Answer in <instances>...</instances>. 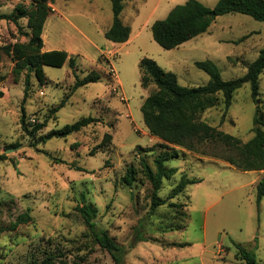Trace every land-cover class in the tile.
Here are the masks:
<instances>
[{
  "label": "rangeland",
  "instance_id": "1",
  "mask_svg": "<svg viewBox=\"0 0 264 264\" xmlns=\"http://www.w3.org/2000/svg\"><path fill=\"white\" fill-rule=\"evenodd\" d=\"M186 0H127L120 14L129 27V39L112 43L104 31L112 22L110 0H54L42 32L45 48L64 50L76 62L75 74L92 69L101 80L71 93L75 78L65 63L43 66L46 83L29 74L28 95L24 78L12 73L14 63L0 55V226H8L29 211L32 220L14 231L0 234V264L41 263L51 256L53 264H115L102 249L77 207L84 203L96 210L92 219L97 230H106L123 251L122 264H246L236 257L235 244L254 254L264 264V197L257 203L256 184L264 171H241L222 159L230 154L223 147L206 144L200 153L181 147L178 158L165 161L176 174L163 180L158 195L166 198L184 175L201 182L189 184L167 204L150 210V185L140 173L131 187L121 178L128 166L139 170L144 155L153 166L161 143L147 132L140 107L155 88L140 86L139 61L154 60L176 75L182 86H200L209 76L194 62L210 60L224 80L245 74L248 65L264 48V22L243 14L216 16L208 30L174 49H163L152 39L151 25L164 19ZM213 8L218 0H198ZM30 7V0H0V14L15 6ZM27 32L26 19H20ZM11 21L0 20V45L26 42ZM245 38L238 41L241 37ZM221 98V97H219ZM67 101L56 113L52 109ZM264 113V71L259 78V104ZM24 109L30 130L44 124L35 137L20 122ZM255 105L248 84L232 96L227 110L220 101L201 119L210 126L239 138L253 136ZM99 122L66 138L42 142L51 130L61 129L83 117ZM108 133L110 146L90 155ZM137 146L152 148L146 154ZM8 151V152H7ZM183 214L186 215V221ZM180 244H187L180 246Z\"/></svg>",
  "mask_w": 264,
  "mask_h": 264
},
{
  "label": "trees",
  "instance_id": "2",
  "mask_svg": "<svg viewBox=\"0 0 264 264\" xmlns=\"http://www.w3.org/2000/svg\"><path fill=\"white\" fill-rule=\"evenodd\" d=\"M31 5L23 4L15 6L10 14H0V20L11 21L21 32L18 25L20 19H26L27 32L21 35L27 37L26 42L16 41L0 45V55L4 54L14 63L12 73L15 77L27 71L24 78V98L28 95L30 85L29 74L33 73L40 84L46 83L43 66L62 67L65 63L72 70L75 81L71 93L78 88L101 80V73L92 69L85 76L78 77L75 74L76 62L73 56L64 50L42 51V32L44 24L52 12L49 3L54 0H30ZM127 0H110L112 11L111 25L104 31L106 40L112 43H124L129 39L130 29L120 19ZM213 13V15H210ZM243 14L252 19L264 22V0H218L213 8L204 6L198 0H186L182 4L174 6L164 19L157 20L151 25L152 39L161 48L174 49L185 42L205 33L215 20L216 16L225 14ZM241 37L238 41H242ZM194 65L209 76V81L200 86H182L178 83L174 73L163 70L157 63L143 57L138 64L140 72V86L143 89L154 85V89L143 100L140 112L147 132L152 137L161 141L159 147L162 150L153 158L151 166L144 155L139 157V170L133 165L126 168L121 182L131 187L137 181L140 173L150 185V210L167 204L170 207L181 208V204L171 203L168 200L180 196L187 185L199 183V179H189L182 176L178 183L171 189L166 198H161L158 192L163 180L171 179L177 172L176 168L166 167L165 161L178 158L179 151L171 146L181 147L189 152L200 153L201 147L206 144H214L223 147L230 154L222 157L231 166L241 171H264V113L259 104V78L264 71V48L258 53L247 67L244 75L224 80L221 78L216 65L210 60L196 61ZM4 76L0 74V80ZM248 84L255 113L253 117V136L250 140L242 142L239 138L227 134L216 127L210 126L201 119V115L208 109L216 106L221 101L227 110L231 104L232 96L243 85ZM221 97V98H219ZM67 100L52 109L56 113ZM20 122L22 129L31 137L44 127V124H35L29 130L25 122V112L22 108ZM98 118L87 116L78 121L66 124L61 129L51 130L42 142L52 138H66L82 129L98 123ZM112 136L103 135L102 141L93 147L89 154L93 155L97 149L104 150L110 146ZM138 152L146 154L153 151L152 148L137 146ZM7 156L0 154V162ZM257 203L264 197V180L256 184ZM79 213L90 228L94 241L112 257L115 264H122L123 251L110 237L106 230H97L92 219L96 216V210L88 204L77 207ZM186 221V215L183 214ZM32 220L29 211L19 214L15 221L8 226H0V234L4 231H14L19 225L29 223ZM187 244H180L185 246ZM236 257L246 264H256L254 254L240 244H235ZM52 257L47 256L41 263L32 261L29 264H53Z\"/></svg>",
  "mask_w": 264,
  "mask_h": 264
},
{
  "label": "crops",
  "instance_id": "3",
  "mask_svg": "<svg viewBox=\"0 0 264 264\" xmlns=\"http://www.w3.org/2000/svg\"><path fill=\"white\" fill-rule=\"evenodd\" d=\"M105 30H106V29H105ZM42 40H43V39H42ZM51 50H57V49L52 48V47H51V48H45V49H44V43H43L42 51H51ZM67 53H68V52H67ZM68 54H69V53H68ZM69 56H72V55L69 54Z\"/></svg>",
  "mask_w": 264,
  "mask_h": 264
},
{
  "label": "water",
  "instance_id": "4",
  "mask_svg": "<svg viewBox=\"0 0 264 264\" xmlns=\"http://www.w3.org/2000/svg\"><path fill=\"white\" fill-rule=\"evenodd\" d=\"M210 15H213V13H210ZM8 152V151H7Z\"/></svg>",
  "mask_w": 264,
  "mask_h": 264
}]
</instances>
